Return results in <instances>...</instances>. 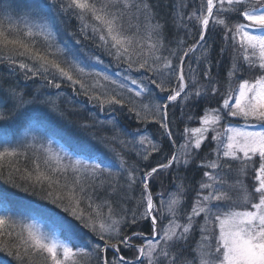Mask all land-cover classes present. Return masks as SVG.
I'll return each instance as SVG.
<instances>
[{"label":"trees","instance_id":"obj_1","mask_svg":"<svg viewBox=\"0 0 264 264\" xmlns=\"http://www.w3.org/2000/svg\"><path fill=\"white\" fill-rule=\"evenodd\" d=\"M32 1L37 5L38 17L51 19L53 13L51 21L55 23L57 17L55 25L61 31L80 36L79 26L73 21V13L75 17L78 13L75 0ZM94 1H86L84 8L110 44L113 40L107 32L112 31L103 21L108 23V17L95 18ZM140 3L143 7L134 4L131 16L126 14L122 25L123 30L132 33L131 48L125 51L119 45H109L146 77L143 97L137 98L128 89L118 94L114 86L98 77L78 74L65 54L7 21V11L14 12L17 6L21 7L19 13L27 14V2L0 0V203L5 211L0 219V264H50L48 254L31 246L17 220L10 219L25 213L40 216L48 224L60 220V235L76 252L69 264H100L101 249L97 247L106 242L117 243L121 256L133 260L139 248L125 246L123 239L138 233L129 240L138 245L144 235L152 234L150 220L143 218L138 209L134 212L137 182L173 154L162 106L182 85L178 77L180 59L200 37L208 0ZM263 6L264 0H215L201 46L183 63L189 98L167 106L168 130L177 147L184 142L187 125L206 111H223L221 117L234 112L240 84L264 77V65L246 53L237 35L238 26L247 24L245 12ZM149 42L154 45L147 50ZM203 47L206 56L197 64L195 56ZM103 60L112 67L109 57ZM31 127L42 129L72 155L95 160L97 173L89 179L78 178L69 170H55L40 148H28L19 142L21 132ZM139 136L146 137L145 151L137 147ZM223 138L224 133L217 147L223 145ZM14 140L16 145L7 143ZM210 141L207 139L198 149L188 166L174 163L157 172L155 176H163L161 186L172 189L182 182L191 193H200L206 183H211L209 168L200 159L205 153L217 164L219 182L232 184L239 179L236 183L244 187L253 180L258 168L253 161L230 168V163L214 153ZM150 188L152 193L160 191L159 185ZM239 196L240 190H235L233 199ZM140 198L135 202L139 203ZM238 206L234 204L232 209ZM110 218L119 221L118 228L105 226ZM106 253L109 259L122 264L110 250Z\"/></svg>","mask_w":264,"mask_h":264},{"label":"rangeland","instance_id":"obj_2","mask_svg":"<svg viewBox=\"0 0 264 264\" xmlns=\"http://www.w3.org/2000/svg\"><path fill=\"white\" fill-rule=\"evenodd\" d=\"M75 1L78 13L76 17L73 13V21L79 26L80 36L61 31L55 25L57 17L56 22L52 23L53 13L50 14L51 19L38 17L37 5L32 0H22L28 4L27 14L19 13L21 7L17 6L14 12L7 11L6 19L14 26L23 28L28 36L42 39L56 51L65 54L81 76H96L102 82L114 86V92L118 94H122L121 89H128L137 98H142L146 77L136 71L132 61L127 64L126 60H122L109 47L112 45L117 48L116 45H119L125 51L130 47L132 33L123 30L122 25L125 15L131 16L129 13L134 4L139 3V7H143L140 0L94 1L93 7L97 8L94 11L95 18L103 20L105 16L108 17V23L103 21L112 31L107 32L113 40L110 44L105 41V33H101L100 25H94L84 8L85 2L89 0ZM247 21V24L238 27V37L244 43L246 53L253 54L264 65V7L248 11ZM153 45V42L147 43V50L153 48ZM205 56L206 48L203 47L195 56L197 64ZM106 57L113 62L112 67L108 65L109 61L107 64L103 60ZM181 89L182 85L178 91ZM188 96L189 93L185 92L181 99L186 100ZM234 99V112L221 117L223 111H206L199 120L185 127L184 142L178 149L175 163L176 166H188L198 149L207 143V139H211L209 146L213 147L214 153L230 163V168L253 161L258 167L253 180L244 187L239 182L236 183L239 179L232 184L219 182L216 175L219 171L217 164L209 160L205 153L200 159L209 168L208 178L211 183H206L200 193L193 194L182 182L173 185L172 189H165L161 186L163 176L154 174L148 178L149 191L151 192L150 186L154 184L159 185L160 191L151 192L153 204L148 210L149 192L141 178L137 182L132 203L136 204L134 212L137 213L138 209L143 218H148L150 211L157 228L153 240L142 239L141 264H264V77L254 82L241 83ZM222 133L223 145L219 148L217 141L221 139ZM136 140L137 147L142 146L145 151V145L148 144L146 137L139 136ZM19 142L28 148H40L48 164L55 170H69L78 178L89 179L97 173L98 164L95 160L72 155L65 146L43 134L40 128L23 130L19 135ZM7 143L17 144L16 140ZM211 151L209 152L213 154ZM235 190H240V196L236 200L233 199ZM250 193L255 194V197H249ZM136 198H140L139 203L135 202ZM64 199L62 201L65 204ZM234 204H239V209H232ZM4 214L2 208L0 219ZM14 217L10 219L17 220L29 244L44 250L50 264L72 263L76 252L69 241L61 237L58 230V225L61 224L59 219L48 224L35 214L25 213ZM118 225L119 221L113 218L105 224L110 228H118ZM126 243L129 246L130 241L127 240ZM97 246H93V249L96 250ZM99 249L101 248L97 247ZM135 252L133 260L139 257L140 250ZM106 262L118 264L109 259L107 254Z\"/></svg>","mask_w":264,"mask_h":264},{"label":"water","instance_id":"obj_3","mask_svg":"<svg viewBox=\"0 0 264 264\" xmlns=\"http://www.w3.org/2000/svg\"><path fill=\"white\" fill-rule=\"evenodd\" d=\"M211 1H212L213 4H214V0H211ZM211 10H212V9H209V10H208V12L206 13V16H205L204 20H205L206 18H209L210 14H211ZM204 20H203V21H204ZM204 29H205V28H203V30H202L201 37H200V40H199L198 43H200V42L202 41V39H203ZM197 46H198V44H196L195 46H193L192 48H190V50H189L188 53L184 54V56L182 57L181 63H182L183 60L187 57V55H188L193 49H195ZM179 75H180L181 78H182L181 64H180V68H179ZM180 96H181V93H179V94H175V95H173L171 98H169V99L167 100L166 104H165L164 107H163V117H164V120H165V121H166V111H165L166 105H167L169 102L173 101L174 99L179 98ZM165 127H166V131L168 132L167 125H166ZM175 155H176V148H175V146H174V155H173V157L171 158V160H170L169 162L163 164V165H159V166L154 167L152 170H150V172H151V173H154V172H156V171H158V170H160V169H162V168H165V167L169 166V165L174 161ZM144 182H146V178H145V177H144ZM151 203H152V201H151ZM152 221H153V220H152ZM153 223H154V221H153ZM154 229H155V223H154ZM150 239L153 240L154 237L152 236V237H150ZM106 248H112V249L115 251V253L117 254L119 260H120L121 262L125 263V264H135V263H138V262L142 259V255H143V248H142V250H141V254H140L139 259H138L137 261H134V262H133V261H128V260L123 259V258L118 254V252L116 251L115 247H114L112 244H105L104 247H103V250H102V263H103V264H106L105 257H104V252H105V249H106Z\"/></svg>","mask_w":264,"mask_h":264}]
</instances>
